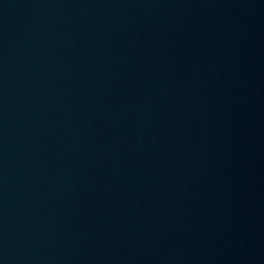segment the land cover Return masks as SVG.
<instances>
[{
	"label": "water",
	"instance_id": "95a60500",
	"mask_svg": "<svg viewBox=\"0 0 264 264\" xmlns=\"http://www.w3.org/2000/svg\"><path fill=\"white\" fill-rule=\"evenodd\" d=\"M26 0H0V59Z\"/></svg>",
	"mask_w": 264,
	"mask_h": 264
}]
</instances>
